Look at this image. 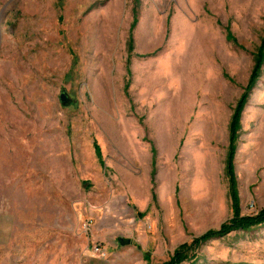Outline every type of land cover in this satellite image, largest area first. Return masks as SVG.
<instances>
[{"label": "rangeland", "instance_id": "374dc122", "mask_svg": "<svg viewBox=\"0 0 264 264\" xmlns=\"http://www.w3.org/2000/svg\"><path fill=\"white\" fill-rule=\"evenodd\" d=\"M230 164L178 264H264V0H0V264L168 263Z\"/></svg>", "mask_w": 264, "mask_h": 264}, {"label": "trees", "instance_id": "16d2710c", "mask_svg": "<svg viewBox=\"0 0 264 264\" xmlns=\"http://www.w3.org/2000/svg\"><path fill=\"white\" fill-rule=\"evenodd\" d=\"M262 60L259 59L257 62V68L256 70L253 72L252 77H251V84L254 83V81L256 80V76L258 73V68L261 65ZM247 96V94H245L243 96V98L240 100L239 103V110L242 109L243 104H244V99ZM236 121H238V114H236L234 116L233 122H232V128H236ZM233 138V137H232ZM233 151H231L230 154V161L231 158L233 156L232 154ZM229 161V162H230ZM229 175L231 176V184H232V189H233V182H232V166L230 164V167L228 169ZM234 188H235V184H234ZM231 198H232V202H233V210L235 213V218L229 222V223H224L219 229L217 230H209L207 231L203 236L201 237H196L193 239V241L191 243H183L181 244L175 251L173 257L171 258V260L168 261V263L166 262L165 264H178L180 262H182V260H184V258H186L189 254L188 252L191 251L192 249L196 248L199 246L200 243L206 241L207 239H211L213 237H223L225 235H227L229 232H231L235 226H237V228H245V227H250V225L252 223H248V219L247 218H239L237 217L238 215V198H237V193L236 191L233 189L231 192ZM254 221H257L258 223H262L264 221V209L258 214L257 218L254 219ZM236 223L238 225H236Z\"/></svg>", "mask_w": 264, "mask_h": 264}, {"label": "built area", "instance_id": "2783aa9c", "mask_svg": "<svg viewBox=\"0 0 264 264\" xmlns=\"http://www.w3.org/2000/svg\"><path fill=\"white\" fill-rule=\"evenodd\" d=\"M83 227L86 231L91 230V221H87L83 224ZM93 249L95 253L101 257H106L107 256V251L101 246V244L94 243Z\"/></svg>", "mask_w": 264, "mask_h": 264}, {"label": "water", "instance_id": "95a60500", "mask_svg": "<svg viewBox=\"0 0 264 264\" xmlns=\"http://www.w3.org/2000/svg\"><path fill=\"white\" fill-rule=\"evenodd\" d=\"M66 99H67V97H66L65 93H62L61 94V100L65 101ZM119 241H120L121 244H126V243H130L131 242L130 239H124V238H119Z\"/></svg>", "mask_w": 264, "mask_h": 264}, {"label": "crops", "instance_id": "0c3cea01", "mask_svg": "<svg viewBox=\"0 0 264 264\" xmlns=\"http://www.w3.org/2000/svg\"><path fill=\"white\" fill-rule=\"evenodd\" d=\"M154 197V196H153Z\"/></svg>", "mask_w": 264, "mask_h": 264}]
</instances>
